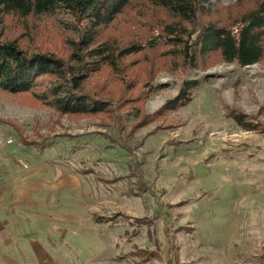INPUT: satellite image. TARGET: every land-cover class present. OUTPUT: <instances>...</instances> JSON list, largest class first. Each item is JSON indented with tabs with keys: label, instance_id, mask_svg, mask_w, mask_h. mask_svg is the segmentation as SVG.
I'll list each match as a JSON object with an SVG mask.
<instances>
[{
	"label": "rangeland",
	"instance_id": "374dc122",
	"mask_svg": "<svg viewBox=\"0 0 264 264\" xmlns=\"http://www.w3.org/2000/svg\"><path fill=\"white\" fill-rule=\"evenodd\" d=\"M206 75L171 121L135 134L133 154L108 141L112 126L56 123L52 110L0 92V120L35 144L0 124V213L42 235L33 238L38 256L53 264H145L137 249L157 252L150 264H264V132L242 131L224 116L225 107L255 115L263 106L264 127V67L221 65L186 78ZM181 83L161 74L146 112L174 98ZM7 249L0 264L15 256Z\"/></svg>",
	"mask_w": 264,
	"mask_h": 264
},
{
	"label": "trees",
	"instance_id": "16d2710c",
	"mask_svg": "<svg viewBox=\"0 0 264 264\" xmlns=\"http://www.w3.org/2000/svg\"><path fill=\"white\" fill-rule=\"evenodd\" d=\"M232 64L264 67V0H0V92L52 110L56 123L66 117L112 126L105 137L130 154L140 129L171 121L209 78L188 73ZM161 74L182 83L149 114L145 103ZM262 110L225 107L224 116L242 131L264 132ZM1 123L35 146L13 123ZM140 165L134 160L132 168L143 185ZM133 254L145 264L157 258L155 250Z\"/></svg>",
	"mask_w": 264,
	"mask_h": 264
},
{
	"label": "crops",
	"instance_id": "0c3cea01",
	"mask_svg": "<svg viewBox=\"0 0 264 264\" xmlns=\"http://www.w3.org/2000/svg\"><path fill=\"white\" fill-rule=\"evenodd\" d=\"M25 222L18 220L15 215L0 213V249H4L6 252L8 248L7 254H15V256H11L13 259L9 264H53L47 258L44 259V256H38L39 245L35 243L38 240L33 241V238L43 236H38V233L33 231L30 226L25 225ZM43 242L47 244L46 239ZM18 247L22 248L18 249ZM23 249H25V253L22 251ZM42 252L47 253L48 249H42ZM23 253L26 257L32 256L35 259L26 261L24 256H19L24 255ZM1 254L4 253H0V263H2Z\"/></svg>",
	"mask_w": 264,
	"mask_h": 264
},
{
	"label": "built area",
	"instance_id": "2783aa9c",
	"mask_svg": "<svg viewBox=\"0 0 264 264\" xmlns=\"http://www.w3.org/2000/svg\"><path fill=\"white\" fill-rule=\"evenodd\" d=\"M12 142H13L12 139H7V140L4 141V143H6V144H10ZM0 143H1V141H0Z\"/></svg>",
	"mask_w": 264,
	"mask_h": 264
}]
</instances>
